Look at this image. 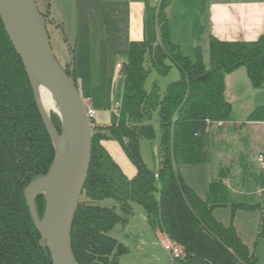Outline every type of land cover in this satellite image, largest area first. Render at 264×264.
<instances>
[{
    "label": "trees",
    "instance_id": "trees-1",
    "mask_svg": "<svg viewBox=\"0 0 264 264\" xmlns=\"http://www.w3.org/2000/svg\"><path fill=\"white\" fill-rule=\"evenodd\" d=\"M172 1L146 5L143 38L128 44L119 68L124 79L123 121L112 120L104 127L91 123L90 161L70 233L77 264L118 263L128 250L109 233L115 225L126 223L117 209L129 216L132 204L143 209L152 230H159L178 248L173 264H257L255 253L243 244L232 224L216 221L213 211L230 207L231 218L236 211L258 212L257 237L264 241V170L256 169L251 154H235L233 139L219 140L222 133L235 135L244 125L264 124L262 105L253 109L244 125L236 126L224 98V77L239 68L253 89H264V33L251 42H225L210 36L206 68L198 46L203 5L192 22V62L170 40L165 11ZM146 56L150 68L144 67ZM171 65L177 69L178 80L163 95L156 82L147 90L150 70L164 77ZM63 69L68 74L70 66ZM73 79L77 87L74 71ZM154 113L159 165L152 171L142 161L140 143L155 140ZM50 119L59 132L58 117ZM107 141L119 145L134 169L133 176L128 177L106 150ZM259 157L264 162V152L254 157L255 164ZM53 160L54 150L30 83L0 21V264H51L30 219L24 190L45 176ZM199 164H210L217 172L204 199L184 182L179 170ZM236 169L238 175L233 173ZM106 201L112 205L102 206ZM44 207L41 195L35 199L39 218Z\"/></svg>",
    "mask_w": 264,
    "mask_h": 264
},
{
    "label": "rangeland",
    "instance_id": "rangeland-1",
    "mask_svg": "<svg viewBox=\"0 0 264 264\" xmlns=\"http://www.w3.org/2000/svg\"><path fill=\"white\" fill-rule=\"evenodd\" d=\"M158 1L33 0L40 17V24L48 37L52 53L60 66H70L69 73L73 70L77 77L81 78L82 90L89 93L92 103L97 104L100 109L109 110L110 107L119 106L115 116L107 111L98 112L95 123H93L94 126H108L112 120L116 122L123 121L124 79L118 66L125 62L129 42L140 41L143 38L146 5L156 6ZM255 3L264 7V0H173L165 11L170 40L172 44L178 47L182 56L195 62L192 22L199 13L202 4L204 7V12L201 15L203 17V30L198 46L203 64L206 68H209V37H213L212 31L220 32L217 33L219 35L223 28L222 31L225 30V32L230 33V36H234L238 30L235 29L234 31L232 29L231 17L238 16L233 11L234 9L231 10L232 6L241 7L243 4L249 6ZM246 12L249 13L251 10L249 11L247 8ZM209 17H223L217 20L222 21V23L217 25L213 21L210 23ZM244 17H247V15ZM144 67L150 68L147 56L145 57ZM178 78L177 69L173 65L164 77L158 76L151 69L145 87L149 90L152 84L156 82L160 94L163 95L166 87L176 82ZM84 96H86V93ZM224 98L231 106V117L234 124L240 126L244 125L245 119L253 109L264 105V89H253L244 69L239 68L225 75ZM56 113L57 109L55 112L49 113L48 122L53 132L57 136H61V126L60 131L57 132L50 119L51 115L57 117ZM44 123L46 125V121ZM151 125L154 129L155 140L142 141L140 143V153L144 164L155 171L159 165L157 154L159 128L156 113L152 116ZM46 127L49 130L47 125ZM234 133L235 135L231 136L222 133L219 140L224 142L229 138L233 139L234 143H237L233 152L235 154L239 153V155L243 153L251 154L252 164L256 166V169H261L258 159L257 164H255L254 157L264 152V125H244ZM50 142L53 147L51 139ZM115 145L110 149L112 158L124 173L126 171L130 173V169L133 173V168L119 145L117 143ZM223 158H225L224 154ZM262 164L264 166L263 162ZM237 169L233 170L235 175L239 174L240 170ZM179 170L184 182L200 198L204 199L211 178L214 177L215 169L212 170L210 164H199L181 166ZM42 196L44 197V195ZM111 205V202L108 201L102 204L106 207ZM117 212L126 219V223L115 225L109 235L128 250L125 255L119 258L117 264H173L172 253L164 249L169 244V240L159 230L150 228L145 213L139 205H131L129 216H123L118 209ZM213 217L224 226L232 224L243 244L255 253L257 264H264V241L257 237L260 218L258 212L236 211L234 217L231 218V208L225 207L216 208L213 211Z\"/></svg>",
    "mask_w": 264,
    "mask_h": 264
},
{
    "label": "water",
    "instance_id": "water-1",
    "mask_svg": "<svg viewBox=\"0 0 264 264\" xmlns=\"http://www.w3.org/2000/svg\"><path fill=\"white\" fill-rule=\"evenodd\" d=\"M39 18L33 0H0L1 24L24 68L35 102L34 89L39 88L40 83L55 102L61 137L66 136L68 142L67 151L61 140L56 145L53 143L37 108L53 143L54 160L45 176L25 188V204L51 264H77L70 233L88 171L92 125L74 83L73 71L67 74L55 59ZM40 195L45 198L41 218L35 208V199Z\"/></svg>",
    "mask_w": 264,
    "mask_h": 264
},
{
    "label": "crops",
    "instance_id": "crops-1",
    "mask_svg": "<svg viewBox=\"0 0 264 264\" xmlns=\"http://www.w3.org/2000/svg\"><path fill=\"white\" fill-rule=\"evenodd\" d=\"M263 5H264V3H263ZM247 8L249 11L251 10V12L247 13L246 12ZM231 10H233L236 13V16H238V17H231V27L234 31H235V29L238 30L237 33L234 36H230V33L225 32V30L222 31L223 30V28H222L221 34H219V35L217 33H220V32H216L215 30L212 31V35L214 38L221 40V41L251 42V41H255L260 35H262L264 33V7L261 6V4L255 3V4H251L249 6H247L246 4H243L241 7H239V6L236 7V5H233ZM245 15H247V17H244ZM248 15L249 16L252 15V16L249 17ZM221 18H223V17H209V22L211 23V21H213L217 25L218 23H222V21H217V20H220ZM223 23H224V21H223ZM76 77H77V75H76ZM76 80H77L76 83H77L78 89H79L80 94H81V98L82 99L85 98L84 101H89L90 103H92L91 97L89 96V93L85 90H82L81 78L77 77ZM85 93H86V96H84ZM82 95H83V97H82ZM95 105H97V104H95ZM95 105H93V106H95ZM95 108L100 109V107H98V106H95ZM99 112H102V111H99ZM93 123H95V119H94ZM256 125H264V124H252V125H248V126H256ZM99 127H101V126H99ZM103 145L111 155L110 149H112V147L115 145V143L108 141V142H104ZM127 164H129V163L127 162ZM132 170H133V173H131V169H130V173H128L126 171L125 174L128 177L133 176L134 169H132Z\"/></svg>",
    "mask_w": 264,
    "mask_h": 264
},
{
    "label": "bare ground",
    "instance_id": "bare-ground-1",
    "mask_svg": "<svg viewBox=\"0 0 264 264\" xmlns=\"http://www.w3.org/2000/svg\"><path fill=\"white\" fill-rule=\"evenodd\" d=\"M38 87L39 88H36L34 90H35V95H36V102H37L41 117L44 119V121H46V125L48 126V128L50 130L53 143L56 145L57 141L61 140L62 145L64 146V150L67 151L68 142H67L66 136H64V137L57 136V134L55 132H53V130L50 127L49 122H48L49 113L52 111L53 112L56 111L55 102L52 99L49 92L47 90H45V88L40 83H39Z\"/></svg>",
    "mask_w": 264,
    "mask_h": 264
},
{
    "label": "built area",
    "instance_id": "built-area-1",
    "mask_svg": "<svg viewBox=\"0 0 264 264\" xmlns=\"http://www.w3.org/2000/svg\"><path fill=\"white\" fill-rule=\"evenodd\" d=\"M118 68H120V66H118ZM83 105H84V109H85V113H86V117L87 119L90 121V123H93L96 114L99 111H107L109 113H111L112 115H116L117 111L119 110V106L116 107H110L108 108L109 110H102V109H98V108H94L89 101H83ZM263 160L259 157L258 158V163H260L261 168L264 170V166L262 164ZM264 163V162H263ZM167 252L172 253V257L173 258H177L179 256V250L177 247H175L172 243L169 242V244L164 248Z\"/></svg>",
    "mask_w": 264,
    "mask_h": 264
}]
</instances>
